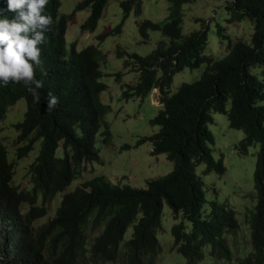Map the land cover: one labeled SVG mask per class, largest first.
Masks as SVG:
<instances>
[{"label":"trees","instance_id":"16d2710c","mask_svg":"<svg viewBox=\"0 0 264 264\" xmlns=\"http://www.w3.org/2000/svg\"><path fill=\"white\" fill-rule=\"evenodd\" d=\"M105 1L79 0L64 13L59 12L61 0H48L43 10L52 23L45 32L39 101L30 93L21 118L14 122L13 157L0 136V219L6 214L19 230L11 264H19L24 250L29 253L27 264H153L160 250L157 233L164 230L163 205L168 209L165 215L173 219L171 250L183 256L185 264H264V79L250 71L261 62L264 72V0H222V21L248 18L251 32L249 41L230 37L215 20L219 41L225 40L224 53L217 57L204 48L207 22L200 29L181 32L183 4L195 0H166L167 14L161 20L140 16L142 0H118L121 19L98 33V40L117 33L129 10L140 17L135 27L141 40L148 38L149 30L168 37L156 40L142 55L119 47L115 51L123 66L131 64L137 71L133 83L119 84L121 97H143L157 89L160 107L148 119L157 129L137 142L147 140L149 152L163 153L172 168L148 178L144 187L83 173L84 163L98 160L94 136L108 108L99 98L107 87L99 79V61L105 53L92 43L74 48V40L66 41L64 31L72 13L85 8L88 13L79 31H92ZM200 64L199 77L171 89L175 72ZM114 75L117 79L121 72ZM50 95L57 98L51 110L45 105ZM12 102V97L0 98V119ZM212 111L223 113L229 127L242 131L233 145L237 153L246 154L249 145L258 143L249 192L255 203L253 209L246 208L243 221L226 202L205 195L196 171L199 165L201 173L221 174L225 169L222 153L212 154L214 139L208 127ZM103 133L107 140L108 130ZM36 140L37 152L23 183L20 176L13 177L15 158L25 156ZM58 144L61 155L55 154ZM77 175L76 185L65 190Z\"/></svg>","mask_w":264,"mask_h":264},{"label":"rangeland","instance_id":"374dc122","mask_svg":"<svg viewBox=\"0 0 264 264\" xmlns=\"http://www.w3.org/2000/svg\"><path fill=\"white\" fill-rule=\"evenodd\" d=\"M77 0H61L59 5L60 12H69ZM184 14L181 22V32L186 34L190 30L200 29L202 23L207 22L205 51L214 56H221L224 53V44L219 41L214 22L219 21L224 26V32L230 37H241L249 41L251 23L248 18H243L238 22L225 23L222 21L225 16V9L222 0H195L184 3ZM121 7L118 0H106L100 16L92 31H79V23L88 13V8L76 10L69 17L64 38L66 41L74 40L75 47L81 48L86 44L92 43L99 46L105 53L104 59L99 61L101 76L99 79L106 83L107 87L99 94L102 102L108 104V108L100 119L98 132L94 136V147L98 153V160L91 163H84L86 170L83 172L85 177L91 174H102L113 183H127L136 187H144L148 178L168 172L172 168L163 153L151 154L150 144L147 140L137 142L139 138L148 135L157 129L156 125H151L148 119L152 117L160 107L157 101V89L153 88L149 95L138 97L120 96V83H133L136 79L137 71L129 66L122 65V57H117L115 51L117 47L128 52L135 51L138 54H145L154 46L156 40L163 38L168 40L166 35L158 30H149L148 38L141 40L136 32V16L129 10L127 16L120 24V30L115 33H108L102 40H98L96 35L109 28H112L121 19ZM167 14L166 0H142L140 16L148 17L152 20H161ZM198 17V20H195ZM202 19V21L200 20ZM261 62H257L250 67V71L261 79H264V72L261 71ZM203 64L196 67H184L172 75L171 89H174L180 81H190L199 77ZM121 72L119 78H115V72ZM24 109V103L19 99L16 104L9 106L5 116L0 121V136L9 146V156L13 157L14 144L17 131L13 129L12 123L20 119ZM211 121L208 127L212 132L214 143L212 148L213 156L219 152L223 155L224 171L215 174L212 171L201 173L202 165L196 169L200 174L208 198H216L227 203L235 211V216L243 221V214L246 208L253 209L255 198L250 197L252 190V171L254 167L255 152L258 143L248 146L246 154H239L233 145L242 137L240 129L229 127L223 113L212 111ZM264 126V121H263ZM107 129L109 134L104 140L103 130ZM20 142L18 144H22ZM38 148V140L32 149L25 156L15 158V171L13 177L21 182L27 181L25 170ZM56 155L62 154L61 145L58 144L55 150ZM17 162V163H16ZM91 168V172L87 171ZM23 172V174H22ZM90 175V176H89ZM79 181V176L72 178L65 190L71 189ZM216 192L213 194V192ZM206 197V198H207ZM58 202L59 194L55 196ZM23 206V205H22ZM167 207L163 205L161 223L164 230L158 231L157 236L160 243V250L154 257L153 264H185V259L179 253L171 250V235L169 226L173 221ZM38 222V220L36 221ZM131 225L124 233V239L129 237ZM206 252V248H204Z\"/></svg>","mask_w":264,"mask_h":264},{"label":"clouds","instance_id":"9594fccd","mask_svg":"<svg viewBox=\"0 0 264 264\" xmlns=\"http://www.w3.org/2000/svg\"><path fill=\"white\" fill-rule=\"evenodd\" d=\"M47 4L48 0H0V98L12 97L11 105L21 99L24 109L30 93L39 101L37 90L43 86L39 78L45 73L43 44L52 23V18L43 14ZM56 104L57 98L51 95L48 106L45 103L49 110ZM12 127L15 129L14 122ZM7 218L5 214L0 219V264L12 263V253L19 242L18 227ZM27 257L29 253L24 250L19 264H27Z\"/></svg>","mask_w":264,"mask_h":264}]
</instances>
